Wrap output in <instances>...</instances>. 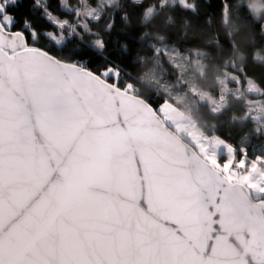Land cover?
Returning a JSON list of instances; mask_svg holds the SVG:
<instances>
[{
  "label": "snow or ice",
  "instance_id": "obj_1",
  "mask_svg": "<svg viewBox=\"0 0 264 264\" xmlns=\"http://www.w3.org/2000/svg\"><path fill=\"white\" fill-rule=\"evenodd\" d=\"M25 3L55 31L18 19ZM176 5L199 10L197 0H157L142 23ZM59 8L75 19L56 15L50 0H0V264H264V146L252 159L247 135L233 145L204 118L231 112L230 125L251 121L264 136V106L254 116L247 99L264 96V85L245 53L233 43L214 64L211 52L181 51L168 15L140 38L151 55L135 62L146 71L133 76L107 58L92 71L37 45L46 38L63 50L78 37L83 52L103 56L107 42L92 23L112 31L124 4L59 0ZM249 8L264 18V4ZM121 52L130 55L128 45ZM252 60L264 66V50Z\"/></svg>",
  "mask_w": 264,
  "mask_h": 264
},
{
  "label": "trees",
  "instance_id": "obj_2",
  "mask_svg": "<svg viewBox=\"0 0 264 264\" xmlns=\"http://www.w3.org/2000/svg\"><path fill=\"white\" fill-rule=\"evenodd\" d=\"M68 2L72 5L78 4V0H68ZM90 2L96 5L97 0H90ZM121 2L124 4V9L116 12L115 27L112 31L103 30V21L100 24L92 23L93 29L101 31L107 42V50L103 56L94 52V50L83 52V45L78 37H70L65 42L63 50L51 44L46 38L42 39L39 46L62 58L86 61L88 68L93 71L102 69L106 58L108 60H116L127 72L137 76L147 69L136 64L135 57L137 55H151L149 50L142 47L141 36L145 31L156 32L160 30L164 26L163 21L166 16L171 15L175 20V25L168 29L169 32L174 33L170 42L180 48L181 51L186 48H199L212 53L215 59L209 63L222 64L223 60L231 55L232 44L235 43L237 48L243 51L248 58L246 70L249 75L264 85V66L252 60L257 50H264V31L261 29V25H264V18L257 19L243 0H197L199 5L197 13L189 12L176 5L165 10L149 26H145L142 23V14L147 7L157 3V0H141L139 4H133L132 0H121ZM226 3L230 8V17L227 24L224 17V5ZM50 4L56 15L69 20L75 19L74 15L59 8V0H50ZM29 8L30 4L25 3L23 7L17 9V18L19 19L21 16L34 17V23L38 30L55 31V28L40 15L39 11L33 14L29 11ZM124 12L128 13L127 22L122 19ZM183 21H187L191 27L185 29ZM18 27L19 24L17 25ZM213 37L219 39L218 47L215 45L209 47L207 45L206 42ZM85 38L88 40L94 39V37L90 36ZM123 45H128L130 55L121 52V46ZM73 52L78 54L73 55ZM147 67H151V64ZM164 67L171 73L172 70L166 61H164ZM168 78L174 79L173 76ZM149 95L154 97L153 93H149ZM155 98L158 99V97ZM160 102L162 103L163 101L161 100ZM245 110L242 104H236L232 112H235L236 115H243ZM231 114L230 112L216 121H212L206 114L204 118L210 122L217 123L216 134L229 140L233 145H237L241 138L247 135L248 143L244 144L243 147L250 158L262 155L260 147L264 146V136L252 134L251 129L254 124L251 121L248 122L246 127L230 125L228 116Z\"/></svg>",
  "mask_w": 264,
  "mask_h": 264
},
{
  "label": "rangeland",
  "instance_id": "obj_3",
  "mask_svg": "<svg viewBox=\"0 0 264 264\" xmlns=\"http://www.w3.org/2000/svg\"><path fill=\"white\" fill-rule=\"evenodd\" d=\"M248 6L249 4L255 5V6H259L261 4H264V0H243ZM88 2L95 7L94 4H92L90 2V0H88ZM252 10V9H251ZM253 12V10H252ZM257 15H259V13H257ZM230 86H234V85H230ZM249 103V107L252 109V115H258L259 114V109L264 106V96H258V95H249L247 97ZM253 159V158H252Z\"/></svg>",
  "mask_w": 264,
  "mask_h": 264
},
{
  "label": "water",
  "instance_id": "obj_4",
  "mask_svg": "<svg viewBox=\"0 0 264 264\" xmlns=\"http://www.w3.org/2000/svg\"><path fill=\"white\" fill-rule=\"evenodd\" d=\"M38 47H41V46H39V45H37ZM44 48V47H43ZM45 50H47L46 48H45ZM47 51H49V50H47ZM50 52V51H49ZM50 54L51 55H54V56H57V55H55L54 53H52V52H50ZM57 57H59V56H57ZM90 69V68H89ZM90 70H92V69H90ZM93 71V70H92ZM155 106V105H154Z\"/></svg>",
  "mask_w": 264,
  "mask_h": 264
},
{
  "label": "bare ground",
  "instance_id": "obj_5",
  "mask_svg": "<svg viewBox=\"0 0 264 264\" xmlns=\"http://www.w3.org/2000/svg\"><path fill=\"white\" fill-rule=\"evenodd\" d=\"M253 159H255V158H253Z\"/></svg>",
  "mask_w": 264,
  "mask_h": 264
}]
</instances>
